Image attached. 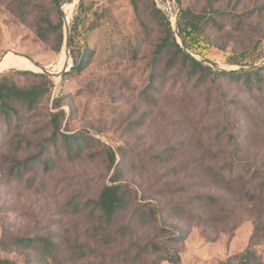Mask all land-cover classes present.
<instances>
[{"label":"rangeland","instance_id":"374dc122","mask_svg":"<svg viewBox=\"0 0 264 264\" xmlns=\"http://www.w3.org/2000/svg\"><path fill=\"white\" fill-rule=\"evenodd\" d=\"M153 2L172 22L179 7L198 14L208 0H144L139 14L130 0H83L82 7L79 0L71 11L66 9L70 0H64L60 12L52 0H0V58L6 55L1 64L27 58L54 74L62 69L65 50L57 53L55 36L44 42L33 28L46 11L54 21L68 17L70 36L81 20L70 42L68 72L72 53L88 49L90 56L82 71L47 76L53 84L51 99L24 114L18 129L0 124V258L17 264H173L175 253L180 264H226L249 250L264 264V192L256 177L264 178V72L249 88L229 76H215L222 71L211 66L237 71L264 62V0H223L218 5L232 16L215 15L210 22L215 46L209 59L194 54L213 71L204 81L165 74L161 62L152 68L155 46L164 36ZM259 39L255 64L230 60ZM13 70L28 69L14 66L0 76ZM152 71L163 74L154 83L156 90L150 86ZM60 95L57 109L53 100ZM59 110L66 113L60 132L89 135L111 147L123 168L121 182L137 192L109 227V245L88 233L96 223L73 213L72 206L111 184L116 166L110 171L98 156L103 145L97 141L82 142V152L71 155L63 137L55 146L45 141L51 114ZM8 132L21 141L18 152L16 144L6 141ZM11 157L34 162L23 179L8 171ZM42 157L50 160L47 171ZM233 161L250 168L227 166ZM207 196L214 201L202 199ZM146 203L154 206L156 217L142 225L132 216L135 207ZM126 225L130 231L120 234ZM182 228L188 231L186 239L173 244L171 236ZM36 236L50 237L65 252L89 245L93 254L63 262L59 257L60 263L51 257L39 260L30 248L16 245L18 239ZM152 243L158 251L136 256L139 246Z\"/></svg>","mask_w":264,"mask_h":264},{"label":"trees","instance_id":"16d2710c","mask_svg":"<svg viewBox=\"0 0 264 264\" xmlns=\"http://www.w3.org/2000/svg\"><path fill=\"white\" fill-rule=\"evenodd\" d=\"M59 10V5L64 0H52ZM144 0H130L137 14L141 11V5ZM153 1V0H151ZM179 1V0H178ZM223 0H208L207 8L204 7L200 13L196 14L191 9H182V15L179 20L180 35L186 47L193 53L204 58H208L214 49V41L208 32L210 22H215V15H226L227 10L220 8L218 5L221 4ZM83 0L81 3L82 7ZM154 6V2H153ZM153 11L161 16V22L163 26L164 36L160 39L158 44L155 46L153 52V66L161 62L163 64V73L165 74H175L176 76H183L186 80L191 81L197 79L198 81L206 80L209 75L213 73L212 69L203 66L200 62L195 60L193 57L188 55L183 51L180 45L177 43L175 38L173 28L171 26V21L166 17L163 12L153 7ZM98 13H96L97 15ZM239 21H242V16H239ZM24 23H27L26 16L21 18ZM81 22L80 19L77 20L76 25L79 26ZM70 23V22H69ZM71 29V43L77 35L78 28ZM33 28L35 29L36 36L47 42L51 35L55 36L56 39V49L57 53L61 52L63 46V20L59 19L54 21L51 14L46 11L44 17L33 22ZM251 32L255 30L252 26L250 27ZM249 30V31H250ZM262 39V38H261ZM257 40L251 47L239 54H234L230 58L231 61H237L241 58V63L245 64H255L258 60V43L261 40ZM137 50L133 51V57H137ZM254 51L253 53H251ZM73 66L70 72L82 71L89 61L88 49H85L82 54L72 53ZM209 59V58H208ZM264 72V68L258 70H240L231 72H214L215 76H229L236 79L239 82H243L249 88H251L255 77L261 76ZM163 75V74H161ZM161 75L155 74L152 71L150 86L153 90H156L154 83L160 81ZM24 78L25 82H18L17 78ZM52 81L43 74H34L29 71H17L13 70L11 73L4 74L0 76V124L4 123L9 130L12 127L17 129L20 127V122L22 121L24 114L33 111L36 107L42 103L44 99H51L52 96ZM63 96H58L53 100L54 107L59 109L61 107V100ZM66 113L64 110H59L55 114H51V119L49 122L50 138L45 139L51 146L56 145V141L60 137L65 139V145L68 154H80L82 152V142L90 144L92 141H97L101 144L99 140L94 137L85 135L82 133H75L72 135H65L60 132L62 122L64 121ZM9 137L6 139L8 143H12L15 146V152L20 149L21 141L15 139L14 135L10 136V132L6 135ZM103 149L99 153L105 162L109 170L111 171L115 166L116 169L111 177V184L104 185L101 189L96 192L94 198H89L84 203L77 200L72 206L73 213H83L87 215L96 223V225L89 229L90 235L100 240L101 243L105 245L111 244V236L109 233V227L116 224L117 217L130 207V204L134 202L137 196L136 190L128 183L121 182L123 177V168L120 163L117 164L116 152L109 146L104 144ZM123 156V154H121ZM6 162V161H5ZM40 163L43 168L47 171L50 167V160L48 157L41 158ZM8 164V171L16 176L17 178L23 179L28 171V168L34 165V162L30 159L21 161L17 157H11V159L6 162ZM227 166L231 167H241L242 169H249V165L244 162H231ZM257 179L261 180L259 183L260 192H264V178L262 175L256 176ZM207 199L214 201V197L207 196ZM201 199V200H202ZM211 204H218L219 202H205ZM156 217V212L154 206L150 203L144 205H138L133 211L132 219L134 221L141 222L142 225H146L150 220ZM130 226H122L119 228V233L124 235L130 231ZM188 235V231L184 228L180 230L179 233L173 234L171 236V242L173 244L182 243ZM16 245L19 248L25 249L30 248L35 255L38 256L39 260H45L46 257H51L54 261L59 262V257H62V262L66 259H81L85 258L90 254H93L89 245H81L70 251H62L60 245L50 238V237H40L36 236L34 238H23L18 239ZM156 243H152L145 246H139L136 256L138 257L142 252H149L152 249L158 251ZM151 246V247H150ZM90 252V253H89ZM95 252V251H94ZM129 254V252H127ZM70 257V258H69ZM163 260L167 261V258ZM170 260L173 264H180L181 260L178 254H172ZM0 264H17L15 261L10 259L0 258ZM226 264H259L258 259L254 252L247 251L244 255L240 257V260L236 263H226Z\"/></svg>","mask_w":264,"mask_h":264},{"label":"water","instance_id":"95a60500","mask_svg":"<svg viewBox=\"0 0 264 264\" xmlns=\"http://www.w3.org/2000/svg\"><path fill=\"white\" fill-rule=\"evenodd\" d=\"M79 0H70L69 4H73V3H77ZM182 15V10L179 7V14L177 15V17L175 18L174 21L171 22V26L173 28V32L175 34V38L177 40V43L180 45V47L183 49V51L185 53H187L188 55H190L191 57H193L195 60H197L198 62H200L201 64H207L208 62L206 60H201L198 59L184 44L182 37L180 35V29H179V20L181 18ZM64 38H63V46H62V51L65 50L66 55L69 59H71V52H70V42H71V36H70V24L66 19V16L64 17ZM5 56H2L0 58V61L5 59ZM215 70L217 71H231V70H226L224 68L218 67L216 65H211ZM35 67L38 68V70L34 71V70H27V71H33V72H37L39 74H43L46 75L50 78H55V77H61L64 73L69 71V62H67L64 66V68L57 74H54L53 72L49 71L48 69H46L43 66L38 65V63H36ZM264 67V62L260 63V64H255V65H250V66H244V67H239L235 70L240 71V70H258ZM20 70V69H17Z\"/></svg>","mask_w":264,"mask_h":264},{"label":"bare ground","instance_id":"6f19581e","mask_svg":"<svg viewBox=\"0 0 264 264\" xmlns=\"http://www.w3.org/2000/svg\"><path fill=\"white\" fill-rule=\"evenodd\" d=\"M74 4H75V3L68 5V6L66 7V9L69 10V11H71V10L73 9V7H74ZM67 10H66V11H67ZM66 19H67V21L69 22L68 17H66ZM64 62H65V64L68 62V57H67L66 53H65V56L63 57L62 69H63L64 66H65ZM35 65H36V62H34V61H32V60H29V59H27V58L12 59L11 61H9V62H5L4 64H1V63H0V71H1V70H4V69L11 68V67H14V66H19V67H22V68H25V69H28V70H34V71H36V70H38V68L35 67ZM63 65H64V66H63ZM46 69H47V68H46ZM62 69H61V70H62ZM48 70H49V69H48ZM61 70H60V71H61ZM49 71H50V70H49ZM60 71H59V72H60ZM51 72H52V71H51ZM59 72H58V73H59ZM56 74H57V73H56ZM55 78H59V77H55Z\"/></svg>","mask_w":264,"mask_h":264}]
</instances>
